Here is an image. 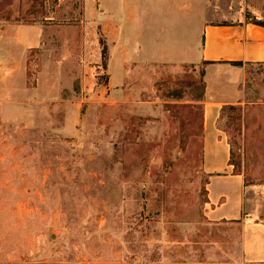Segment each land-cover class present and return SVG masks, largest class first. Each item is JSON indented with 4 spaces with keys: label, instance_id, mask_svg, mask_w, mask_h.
Returning <instances> with one entry per match:
<instances>
[{
    "label": "rangeland",
    "instance_id": "1",
    "mask_svg": "<svg viewBox=\"0 0 264 264\" xmlns=\"http://www.w3.org/2000/svg\"><path fill=\"white\" fill-rule=\"evenodd\" d=\"M83 2L0 0V21L44 28L7 107L0 84V264H221L238 228L203 219L206 64L110 87L124 31L85 23ZM243 73L218 128L263 209L264 64Z\"/></svg>",
    "mask_w": 264,
    "mask_h": 264
},
{
    "label": "crops",
    "instance_id": "2",
    "mask_svg": "<svg viewBox=\"0 0 264 264\" xmlns=\"http://www.w3.org/2000/svg\"><path fill=\"white\" fill-rule=\"evenodd\" d=\"M83 9L85 23L93 18L98 26L124 31L125 39L108 57L110 87H115V76L155 77L167 69L208 63L202 121L201 171L207 179L203 219L208 225L238 228L237 250H230L221 264H264V207L257 208L256 190L246 184L244 175L233 173L231 148L218 128L221 108L241 103L245 68L264 64V26L246 16L249 11L260 21L264 0H84ZM205 13L217 18L207 19ZM194 23L200 26V38ZM43 29L0 21L3 106L18 93L12 89L15 73L23 57L40 45ZM127 30H133V38Z\"/></svg>",
    "mask_w": 264,
    "mask_h": 264
},
{
    "label": "trees",
    "instance_id": "3",
    "mask_svg": "<svg viewBox=\"0 0 264 264\" xmlns=\"http://www.w3.org/2000/svg\"><path fill=\"white\" fill-rule=\"evenodd\" d=\"M252 23H254V24H256V25L264 26L263 23H261V22H259V21H256L254 18H252ZM106 59H107V56H106V51H105V47H104V48L102 49V64H103V65H105V61H106ZM203 64H208V63L204 62ZM233 64L236 65V66L241 65V63H233ZM223 107H224V106H223ZM223 107L221 108L220 112H223V110L225 109V108H223ZM219 118H220V117H219ZM229 164H230V165H233L231 159L229 160ZM233 173H234V174H239V173H236V172H235V169L233 170Z\"/></svg>",
    "mask_w": 264,
    "mask_h": 264
}]
</instances>
